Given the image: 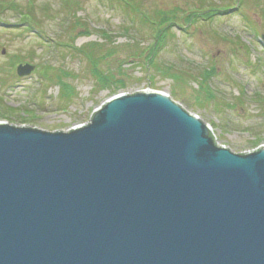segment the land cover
I'll return each mask as SVG.
<instances>
[{
    "label": "water",
    "instance_id": "95a60500",
    "mask_svg": "<svg viewBox=\"0 0 264 264\" xmlns=\"http://www.w3.org/2000/svg\"><path fill=\"white\" fill-rule=\"evenodd\" d=\"M0 264H264V145L154 89L69 130L0 121Z\"/></svg>",
    "mask_w": 264,
    "mask_h": 264
},
{
    "label": "rangeland",
    "instance_id": "374dc122",
    "mask_svg": "<svg viewBox=\"0 0 264 264\" xmlns=\"http://www.w3.org/2000/svg\"><path fill=\"white\" fill-rule=\"evenodd\" d=\"M132 1L151 18H141L123 0H0V121L69 130L88 123L95 109L115 94L154 89L199 115L211 126L218 144L236 153L263 146L264 103L259 102L264 97L263 3ZM11 2L20 8H11ZM209 5L233 8L186 22L191 10ZM161 10H175L178 18L167 29L154 64H149L145 56L130 50L146 49L155 41L160 27L153 22L159 21L156 14ZM242 13L256 23L258 35H250L254 31ZM239 37L245 45H238ZM92 42L97 43L93 48L94 57L101 58L99 67L116 73L124 82L120 88L97 83L89 56L77 50L90 51L87 45ZM111 48H116L113 54L108 53ZM20 63L36 69L19 76ZM158 66L172 67L178 79ZM212 68L215 73L208 83L216 97L201 104L196 96L199 92L205 96L202 73Z\"/></svg>",
    "mask_w": 264,
    "mask_h": 264
},
{
    "label": "trees",
    "instance_id": "16d2710c",
    "mask_svg": "<svg viewBox=\"0 0 264 264\" xmlns=\"http://www.w3.org/2000/svg\"><path fill=\"white\" fill-rule=\"evenodd\" d=\"M118 1H121V0H118ZM125 2H127L126 4L128 5L127 7H129V9L135 11V12H140L138 14H140V17L141 18H145L146 20H148V18H151V16L149 14H147L146 12H144L143 10L139 9V8H136L135 5H137L134 1L132 0H123ZM238 1V3H242V2H246L248 0H236ZM259 1L260 3H263V7H261V10H262V19H264V0H257ZM1 5V4H0ZM73 5H75L73 3ZM10 6L11 8H14V9H19L20 8V4H16L14 2H11L10 3ZM71 7V5H70ZM233 7L231 6H228L226 8H221V7H217V6H207V7H204L202 8L201 10H191L188 15L186 16V22L187 23H190V22H196L198 21L199 19V16L200 15H204L205 16V19H209V18H213L215 16H217L220 12V11H228L229 9H232ZM74 9V8H72ZM244 19H245V22L247 25V27L254 31L252 32L250 35H258L257 32V27H256V23L254 24L252 21H251V18L247 15V14H244L242 13ZM156 17L158 18L159 21L157 22H153L154 24L158 25L160 28L158 29L157 33H156V39L155 41L149 45L146 49H131L130 52L133 53V54H138L139 53V57H146V60L149 62V64H154V57H156V51L158 48H160V46L162 45V40L163 38L167 37V29L172 26L176 20H177V16L175 14V10H171V11H164V10H161L159 11L157 14H156ZM256 22V21H254ZM77 24L81 27L83 26L82 25V22H77ZM247 29V28H246ZM165 31V32H164ZM248 31V30H247ZM249 32V31H248ZM226 39H229V38H226ZM230 41H234L232 39H229ZM97 43L95 42H92V43H89L87 46H90V51H87L86 48L83 49V47L81 48H77V50L83 52V53H86L90 60H91V63H92V72H93V75L96 77V80H97V83L106 88V87H109V86H116V89L120 88V86H122L124 84L123 80L119 77H117V74L114 73L113 71L109 70L108 72H106L105 70H103L102 68L99 67V60L101 58L99 57H94V54L96 53L94 51L95 47ZM238 45H245V43L241 40V38L239 37V40H238ZM92 46V47H91ZM116 51V48H111L109 49V54L110 53H114ZM158 69L164 73V74H167V75H172L173 77H175V79L177 80L178 79V73L176 72H173L172 70V67H160L158 66ZM119 73H124L123 71V67H119V70H118ZM215 73V69L212 68V69H205L204 70V73H202V75L204 76L203 78V86H202V89H203V92L205 93V96L201 95L200 92L199 94L196 96V100L198 102H200L201 104H203L205 101L207 100H212L213 98L216 97L215 93L213 92V90L210 88L209 86V78H211ZM66 74V72H65ZM205 81V82H204ZM68 85V84H67ZM69 86V85H68ZM70 87V86H69ZM73 89V88H72ZM259 102L261 103H264V97L262 98H259Z\"/></svg>",
    "mask_w": 264,
    "mask_h": 264
},
{
    "label": "bare ground",
    "instance_id": "6f19581e",
    "mask_svg": "<svg viewBox=\"0 0 264 264\" xmlns=\"http://www.w3.org/2000/svg\"><path fill=\"white\" fill-rule=\"evenodd\" d=\"M104 107V106H103Z\"/></svg>",
    "mask_w": 264,
    "mask_h": 264
}]
</instances>
